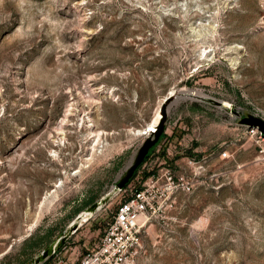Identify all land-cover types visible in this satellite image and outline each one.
Instances as JSON below:
<instances>
[{
	"label": "rangeland",
	"instance_id": "1",
	"mask_svg": "<svg viewBox=\"0 0 264 264\" xmlns=\"http://www.w3.org/2000/svg\"><path fill=\"white\" fill-rule=\"evenodd\" d=\"M184 89L264 117V0H0V264L29 262L110 195L44 264L86 253L130 192L115 183L135 130ZM210 104L228 155L148 213L132 264H264V144Z\"/></svg>",
	"mask_w": 264,
	"mask_h": 264
},
{
	"label": "built area",
	"instance_id": "2",
	"mask_svg": "<svg viewBox=\"0 0 264 264\" xmlns=\"http://www.w3.org/2000/svg\"><path fill=\"white\" fill-rule=\"evenodd\" d=\"M245 125L248 133L264 144V132L257 126ZM223 147L220 156H227L228 149ZM209 157L189 158L190 171L177 174L173 166L160 157L159 149L148 153L136 172L138 176L148 173L142 184L136 186L132 183L117 190L130 192L118 203L113 219L97 242L70 264H132L139 252L141 230L145 226L139 223V217L156 211L163 203L172 204L180 191H194L200 174L207 170Z\"/></svg>",
	"mask_w": 264,
	"mask_h": 264
},
{
	"label": "crops",
	"instance_id": "3",
	"mask_svg": "<svg viewBox=\"0 0 264 264\" xmlns=\"http://www.w3.org/2000/svg\"><path fill=\"white\" fill-rule=\"evenodd\" d=\"M205 77L197 75L195 82L205 81ZM210 103L201 97L179 96L169 111L159 142L150 150L159 149L160 157L167 160L177 174L187 170L189 158L217 154L229 140L227 129L223 134L215 117H211L216 108Z\"/></svg>",
	"mask_w": 264,
	"mask_h": 264
},
{
	"label": "water",
	"instance_id": "4",
	"mask_svg": "<svg viewBox=\"0 0 264 264\" xmlns=\"http://www.w3.org/2000/svg\"><path fill=\"white\" fill-rule=\"evenodd\" d=\"M178 94L176 92H171L166 95L164 101L161 104V117L156 124L154 130L145 137L141 145L139 146L137 152L135 153L134 157L130 161V163L126 166L124 173L119 177L115 186L117 190L122 189L127 185L130 178L133 176L135 170L139 167V165L143 162L146 155L148 154L150 148L154 146L160 139L162 133L164 132L166 122L169 116L170 106L173 104L174 100L177 98ZM204 100L209 101L216 105H221V101L216 99L215 97H205ZM226 110L234 111L236 114L240 116L239 121L241 123L247 124L249 126H257L264 132V117L258 115L252 111L245 110L243 113L240 110L235 109L234 107H224ZM110 198V195L103 196L101 199L106 203ZM101 199L94 201L92 204L88 205L86 208L88 210H92L97 212L99 209V204ZM79 215V214H78ZM77 215V216H78ZM81 223L77 222L76 220L71 222L65 230L58 235V237L49 243L46 247H44L38 254L33 256L29 262L34 264H41L44 262L49 256H51L54 252H56L61 246L65 244L67 239L74 234L77 229L80 227ZM26 262L24 264H28Z\"/></svg>",
	"mask_w": 264,
	"mask_h": 264
},
{
	"label": "bare ground",
	"instance_id": "5",
	"mask_svg": "<svg viewBox=\"0 0 264 264\" xmlns=\"http://www.w3.org/2000/svg\"><path fill=\"white\" fill-rule=\"evenodd\" d=\"M202 54V53H201ZM171 92H173V91H171ZM182 92V96L180 95V97H192L193 95H195V96H197V97H201V98H205V97H207V98H209V97H213V96H210V95H208V96H204L203 95V93H201V92H199V91H192V90H190V89H184L183 91H181ZM165 97L166 96H164L163 97V99H162V101L160 102V104H159V106H158V108H157V110H156V112H155V114H154V116H153V118H152V120L148 123V125L145 127V128H143V129H138V130H135L137 133H140V134H142L144 137H146V136H148L153 130H154V128H155V126H156V124L158 123V121H159V119H160V117H161V110H160V108H161V104H162V102L164 101V99H165ZM217 99V98H216ZM221 101V100H220ZM218 106H221V107H231V105L228 103V102H224V101H221V105H218ZM135 132V133H136ZM98 137L100 138V132H98ZM99 138H98V140H99ZM96 147V145H94V150H93V152L95 151V148ZM94 154V153H93ZM91 158V157H90ZM115 188H116V186H115ZM117 189V188H116ZM103 203H104V201L101 199V202H100V204H99V209L100 208H102L103 207ZM99 209H97V210H99ZM94 213H96V212H94V211H92V210H88L87 208H86V210H84L83 212H81V214L80 215H78L77 216V218L75 219L77 222H80L81 224L84 222V221H86L90 216H92ZM93 217V216H92ZM75 220H73V221H75ZM72 221V222H73ZM148 222V215L147 214H142L140 217H139V223L142 225V224H146ZM33 228V225H31L30 226V228H29V230H31ZM27 236V235H26ZM28 264H34V263H32V262H29Z\"/></svg>",
	"mask_w": 264,
	"mask_h": 264
},
{
	"label": "trees",
	"instance_id": "6",
	"mask_svg": "<svg viewBox=\"0 0 264 264\" xmlns=\"http://www.w3.org/2000/svg\"><path fill=\"white\" fill-rule=\"evenodd\" d=\"M160 138H161V137H160ZM159 140H160V139H159ZM158 142H159V141H158ZM158 142H157V143H158ZM157 143H156V144H157ZM156 144H155V145H156ZM155 145L152 146V147L150 148V150L153 149V148L155 147ZM150 150H149V152H150ZM149 152H148V153H149ZM147 155H148V154H147ZM147 155H146V156H147ZM136 172H137V169L135 170L133 176L136 174ZM133 176L130 178L129 182L131 181V179L133 178ZM129 182H128V183H129ZM128 183H127V185H128ZM36 235H37V232L32 233L29 237H27V238L25 239V248H28V243H30V242L36 237ZM31 243H33V242H31ZM37 244L41 246V243H37ZM59 249H60V248H59ZM47 259H48V258H47ZM47 259H46V260H47ZM46 260H45L44 262H42V264H44V263L46 262Z\"/></svg>",
	"mask_w": 264,
	"mask_h": 264
}]
</instances>
